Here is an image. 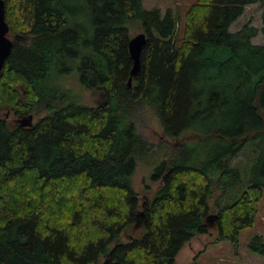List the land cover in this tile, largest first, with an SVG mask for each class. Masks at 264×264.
Listing matches in <instances>:
<instances>
[{
  "label": "trees",
  "instance_id": "16d2710c",
  "mask_svg": "<svg viewBox=\"0 0 264 264\" xmlns=\"http://www.w3.org/2000/svg\"><path fill=\"white\" fill-rule=\"evenodd\" d=\"M4 1L13 46L0 110L18 119L0 118V264H176L207 232L215 190L218 238L236 245L264 196V0H194L180 30L174 10L142 0ZM252 3L262 26L231 31ZM134 26L146 42L128 86ZM71 72L102 100H75L60 82ZM146 107L180 141L157 161L134 120ZM185 132L196 139L182 141ZM239 156L244 165L232 164ZM138 160L152 161L148 179L160 181L143 204ZM135 224L141 233L120 239ZM247 248L264 257V237Z\"/></svg>",
  "mask_w": 264,
  "mask_h": 264
},
{
  "label": "rangeland",
  "instance_id": "374dc122",
  "mask_svg": "<svg viewBox=\"0 0 264 264\" xmlns=\"http://www.w3.org/2000/svg\"><path fill=\"white\" fill-rule=\"evenodd\" d=\"M143 6L146 8L159 7L162 12L167 8H171L179 16V30L181 27V21L188 6L194 2V0H142ZM261 8L257 3L248 4L245 6L244 12L239 16L231 25L230 30H238L244 23H250L258 28L262 26ZM79 20H82L84 26L87 29L90 28V24L85 14L80 13ZM142 31L138 26L130 28V35H134ZM12 38V34H9ZM254 43H262V35L259 32L254 38ZM61 84L71 91L73 98L89 106H95L99 103L101 97L98 93L82 87L78 80L76 72L64 75L61 78ZM102 100V99H101ZM0 118H4L10 124H16V115L10 110H0ZM36 118H33L35 121ZM134 120L137 124V129L141 137L152 145L153 154H156L155 161L161 159V157H169L173 152L178 150V144L180 141L173 138H167L164 136L162 126L159 118L152 108L146 107L141 109L134 115ZM182 141H191L196 139V136L189 132H185L181 138ZM263 147V144H260ZM150 160H138L135 172L132 176V185L137 192L139 202H143L148 199L153 190L157 188L160 181L151 182L148 179V174L152 169L154 163ZM241 162V163H238ZM151 163V164H150ZM245 159L243 156H239L232 160V164L244 165ZM145 184H149L151 192H145ZM218 190H215L212 198L209 200L210 213L204 218V223L207 227V232L202 234H195L190 241L186 242L179 250L175 257L176 264H264V257L252 253L247 248L248 239L258 233L264 237V196L258 203V215L255 220V224L252 227L246 228L241 231L238 243L234 245L231 241L222 240L218 238V227L214 219L216 206L215 200L218 197ZM223 202H221L222 204ZM139 223V221H138ZM143 228L139 224H135L132 228H127L123 231L120 239L126 240L130 235H138ZM103 257L100 258V262Z\"/></svg>",
  "mask_w": 264,
  "mask_h": 264
},
{
  "label": "water",
  "instance_id": "95a60500",
  "mask_svg": "<svg viewBox=\"0 0 264 264\" xmlns=\"http://www.w3.org/2000/svg\"><path fill=\"white\" fill-rule=\"evenodd\" d=\"M146 42V33L140 31L129 38L128 41V51L133 60L132 67L130 69V76L128 78L127 84L131 85L132 76H134L140 70V55L142 47ZM13 46V40L9 36V25L5 20V1L0 0V75L6 59L10 55L11 49ZM32 116H27L26 120L23 122V125L31 124ZM142 214V212H141ZM139 215V212H138Z\"/></svg>",
  "mask_w": 264,
  "mask_h": 264
}]
</instances>
